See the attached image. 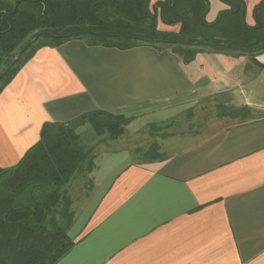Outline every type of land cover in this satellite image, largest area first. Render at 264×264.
I'll return each mask as SVG.
<instances>
[{
  "label": "crops",
  "instance_id": "1",
  "mask_svg": "<svg viewBox=\"0 0 264 264\" xmlns=\"http://www.w3.org/2000/svg\"><path fill=\"white\" fill-rule=\"evenodd\" d=\"M260 1L245 0L249 25ZM209 2L211 22L228 5ZM257 55L204 48L184 63L151 45L43 47L0 94V168L18 162L47 121L105 110L131 117L126 133L201 100L256 105ZM218 120L213 130L158 137L163 159H132L126 148L97 156L69 230L75 243L58 264H264V116Z\"/></svg>",
  "mask_w": 264,
  "mask_h": 264
},
{
  "label": "trees",
  "instance_id": "2",
  "mask_svg": "<svg viewBox=\"0 0 264 264\" xmlns=\"http://www.w3.org/2000/svg\"><path fill=\"white\" fill-rule=\"evenodd\" d=\"M221 1L228 8L210 22L209 0H0V94L39 49L74 39L119 49L170 48L184 63L204 48L251 56L264 52V0L254 8V25L246 21L245 0ZM159 20L179 29H161ZM216 106L219 118L253 117L248 104ZM130 121L105 110L68 122L47 121L21 159L0 168V264H58L70 251L75 210L67 185L76 175L90 174L97 156L83 144L78 128L88 123L97 136L117 140ZM150 126L154 137L172 134L163 131L169 123ZM143 156L164 158L156 140ZM88 183L92 189L93 181Z\"/></svg>",
  "mask_w": 264,
  "mask_h": 264
},
{
  "label": "rangeland",
  "instance_id": "3",
  "mask_svg": "<svg viewBox=\"0 0 264 264\" xmlns=\"http://www.w3.org/2000/svg\"><path fill=\"white\" fill-rule=\"evenodd\" d=\"M172 28L178 30L179 25L173 26ZM262 71V75L256 82V92H254V99L260 103L251 106L254 109L253 117L248 120L264 116V68L262 69ZM220 101L227 102L219 97L201 100L199 103L182 110L172 118L165 121L164 123H169V127H164L163 131L174 134H182L193 133L200 130H213L215 128H218L220 126V123H218L219 117H217L216 115V105ZM227 103L231 104L230 102ZM232 105L235 104L232 103ZM190 111H192L191 114ZM230 121L244 122L240 118H231ZM164 123L157 124L163 125ZM150 130V125H145L144 127H141L137 130H134V128H130L117 140H111L107 136H97L88 123L78 128V132L82 135L83 144L87 147H93L94 152L97 154L98 158L102 152L126 148L124 150H127V154L130 155L132 159L139 160H145L143 156L144 151L150 146L153 141H155L156 139L158 140V137H162L160 136V134L159 136L154 137L150 133ZM89 179L90 174L76 175L67 185L68 194L73 199L72 208L77 212L79 205L83 204L85 198L90 194L91 189L89 188Z\"/></svg>",
  "mask_w": 264,
  "mask_h": 264
},
{
  "label": "water",
  "instance_id": "4",
  "mask_svg": "<svg viewBox=\"0 0 264 264\" xmlns=\"http://www.w3.org/2000/svg\"><path fill=\"white\" fill-rule=\"evenodd\" d=\"M18 58H19V54L16 55V57H15L14 60H16V59H18ZM253 61H254L256 64H258V65L264 67V64L260 63L256 58H253ZM4 72H5V71H3V73H4ZM3 73H2V74H3Z\"/></svg>",
  "mask_w": 264,
  "mask_h": 264
}]
</instances>
